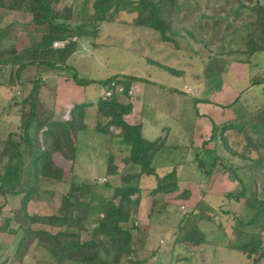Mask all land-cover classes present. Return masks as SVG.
Instances as JSON below:
<instances>
[{
	"label": "rangeland",
	"instance_id": "rangeland-1",
	"mask_svg": "<svg viewBox=\"0 0 264 264\" xmlns=\"http://www.w3.org/2000/svg\"><path fill=\"white\" fill-rule=\"evenodd\" d=\"M64 1V4H73L76 20L85 16L86 9L88 11L89 6L82 11L81 2ZM176 1L181 11L170 22L172 28L168 35L173 42L162 41L158 33L149 28L132 27L129 24L133 16L124 13L118 21L100 27L95 45L89 40H80L77 51L67 60L68 70L48 78L56 96L53 118L68 127L66 136L73 145L77 144V165L73 167L70 161L58 154L53 155L55 164L64 174L63 183L42 185L25 210L31 216L54 215L61 196L69 189L72 176L77 182L89 180L102 186L106 179L105 157L110 148V136L109 133L103 136L95 130L98 125L101 128L108 125V119L96 114L97 100L105 88L98 82L117 77L124 83L129 82L126 95L122 92L115 95L117 102L131 106L130 113L123 117L124 122L131 126L140 125L142 136L149 141L165 138V148L157 154L152 166L160 177L175 168L178 179V191L167 196L151 194L156 185L154 177L140 179L138 213L134 218L136 229L132 230V242L136 248L134 260L147 259L144 264H241L244 257L236 254L228 257L227 244L217 240L225 238L233 244L236 238L233 232L237 227L235 218L243 220L242 202H228L230 199L227 198L236 191L238 184L230 181L226 172L219 167L214 168V173L207 180L200 177L195 153H200L203 144L208 142L212 126L220 127L235 119L232 110L225 107L236 98L239 97L238 105L245 110L246 120H251L264 107L262 87L250 83L252 78H264V66L256 70L248 69L236 60L241 58L240 55H229L232 51L244 50L242 38L245 33L238 31L235 37H231V30L225 27L228 17L217 25H213L207 16L201 18L202 14L211 15L216 6H221L219 2ZM259 2L264 6V0ZM21 14L0 9V38L3 37L0 49L19 51L46 32V25L32 23L35 16L31 13ZM187 31H192L196 38L188 36ZM262 57L257 56L253 63L259 61L258 66L264 65L260 64L264 61ZM160 66L170 68L174 74ZM73 76L92 82L86 87L77 86L71 79ZM40 79L45 80L43 76ZM21 97L18 87L0 88L1 141L10 137L17 142L20 137L17 104ZM105 99L108 98H102ZM88 103L92 104L91 107L76 109ZM72 111L75 112L73 116ZM72 125L84 131L79 133L78 141L70 132ZM107 130L112 133L117 131L112 127ZM230 135L232 138L228 139L227 145L231 152L242 154L244 136L228 131L226 136ZM210 149L212 143L203 148L205 151ZM218 150V157L225 167H239L238 157L232 156L221 145H218ZM251 157L255 158V153ZM120 158L115 159L117 172L123 168ZM110 179L112 186L118 184L116 178ZM261 179L256 187L260 196L263 195ZM111 193L112 189L98 192L107 199ZM20 199V196L0 197V252L6 256L11 254L5 251L4 246L10 247L13 241L7 229H15L17 225L14 221L6 225L5 219H12L13 212L20 208ZM154 201L159 203L150 213ZM226 211L233 215H225ZM200 213L210 218L207 220L205 216L196 223L208 243L181 244L180 228L185 224V216L194 217ZM94 220V217H90L84 222L87 232L82 233V240L89 238L96 225ZM120 227L129 229L130 224ZM32 228L52 233L58 231L38 224ZM241 228L256 235L261 230L260 225ZM13 249L14 246L11 247ZM42 255L26 256L20 264H35ZM5 264L18 263L10 258ZM120 264L132 263L122 259Z\"/></svg>",
	"mask_w": 264,
	"mask_h": 264
},
{
	"label": "trees",
	"instance_id": "trees-1",
	"mask_svg": "<svg viewBox=\"0 0 264 264\" xmlns=\"http://www.w3.org/2000/svg\"><path fill=\"white\" fill-rule=\"evenodd\" d=\"M72 2H81L82 11L89 6L83 18L76 20L73 4H64V0L63 3L62 0H0V9L31 13L35 16L32 20L34 25L47 27L38 40L19 51L0 49V88L18 87L22 94L18 104L16 103L19 107L17 117L20 137L17 142L10 137L0 140V197H21L20 208L13 212V220L5 219L6 225L14 221L17 227L7 229L13 241L10 247L5 245L4 249L11 255L6 256L0 252V264H5L10 258L20 264L24 257L40 254L43 255L35 264H120L122 259L127 263L144 264L147 259L134 260L136 248L132 242V230L136 229L134 218L138 213L140 179L155 178L156 185L151 191L154 196H167L178 191L175 168L160 177L152 166L157 154L165 148V138L149 141L142 136L140 125L126 124L123 117L130 113L131 106L120 104L112 94L105 100L99 96L96 105V114L108 119V125L104 128L98 125L95 130L103 136L108 133L110 136V148L105 157L106 179L102 186L89 180L77 182L72 176L69 189L61 196L59 208L54 215L27 214V203L39 193L42 185L63 183L64 174L55 164L53 155L58 154L70 161L73 167L77 165V144L73 145L66 136L68 127L53 118L56 96L48 78L68 70L67 60L77 51L80 40L86 39L95 45L100 27L118 21L121 14L133 16L132 23L129 24L132 27L149 28L158 33L162 41L171 43L174 40L168 35L172 28L170 22L181 11L176 0H72L70 3ZM215 2H219L221 6H216L211 15L202 14L201 18L207 16L213 25H217L228 17V21L225 19V27L231 30V37H235L238 31L245 33L242 38L244 50L232 51L229 55H240L241 58L236 60L248 69L262 68L264 61L258 66L259 61L255 64L253 60L260 55L263 56L261 60H264V6L260 5L259 0ZM223 12L226 14L221 15ZM198 25L202 28L200 20ZM187 35L192 39L196 38L192 31H187ZM2 39L3 37L0 41ZM55 43H62V46L54 48ZM160 67L174 74L170 68ZM40 76L45 80L41 81ZM71 79L75 85L82 87L92 82L75 76ZM98 83L112 89L115 86L122 87L123 95L129 89V82L124 83L117 77ZM250 83L261 86L264 93V78H252ZM238 104L239 97L225 107L232 110L235 119L220 127L212 126L208 142L203 144L200 153H195L198 158L195 164L200 177L205 180L214 173L215 167H219L226 172L230 181L238 184L236 191L227 195V198L230 199L228 202H242L244 223L241 218H235L237 227L233 232L236 237L233 244L225 238L217 239L227 244V256L236 254L244 257L241 264H264V107L251 120H246L245 110ZM91 105L88 103L75 108L84 109ZM71 113L72 116L75 115V112ZM110 127L117 131L109 132L107 129ZM246 128H249V132ZM228 131L244 136L242 154L231 152L227 141L232 137L226 136ZM70 132L78 141L79 133L84 131L72 125ZM209 143H212V149L203 150ZM218 145L232 156L238 157L239 167L227 168L221 163ZM252 153H255V158L251 157ZM120 156L123 168L117 172L115 159ZM111 177L117 179L116 186H112ZM259 179L262 196L256 190ZM107 189H112L108 199L98 194L99 190ZM158 203H152L150 213L155 211ZM224 213L233 215L230 211ZM205 216L202 213L194 217L185 216V224L180 228L181 244L208 243L196 224L205 219ZM90 217H94L96 225L89 238L82 240V233L87 232L84 222ZM206 217L207 220L210 219ZM34 224L58 231L52 233L33 229ZM126 224H130L129 229L120 227ZM252 225L261 226L260 234L241 228Z\"/></svg>",
	"mask_w": 264,
	"mask_h": 264
},
{
	"label": "built area",
	"instance_id": "built-area-1",
	"mask_svg": "<svg viewBox=\"0 0 264 264\" xmlns=\"http://www.w3.org/2000/svg\"><path fill=\"white\" fill-rule=\"evenodd\" d=\"M62 46V43H55L54 44V47H60ZM122 92V88L121 87H118V86H115V88L113 87L112 88H109V87H105L104 90L101 92L102 95L101 97L102 98H110L112 96V94L116 95L118 93H121Z\"/></svg>",
	"mask_w": 264,
	"mask_h": 264
},
{
	"label": "crops",
	"instance_id": "crops-1",
	"mask_svg": "<svg viewBox=\"0 0 264 264\" xmlns=\"http://www.w3.org/2000/svg\"><path fill=\"white\" fill-rule=\"evenodd\" d=\"M13 12H16L18 15H22L21 12L19 11H13Z\"/></svg>",
	"mask_w": 264,
	"mask_h": 264
}]
</instances>
